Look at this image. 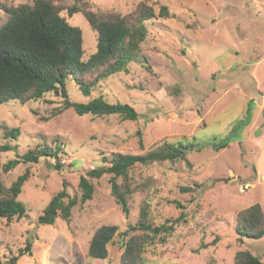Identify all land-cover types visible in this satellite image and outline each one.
Masks as SVG:
<instances>
[{"label": "clouds", "instance_id": "obj_1", "mask_svg": "<svg viewBox=\"0 0 264 264\" xmlns=\"http://www.w3.org/2000/svg\"><path fill=\"white\" fill-rule=\"evenodd\" d=\"M55 2L66 6L61 16L74 6L77 15L103 13L109 26L119 13L130 30L119 37L121 52L104 63L101 33L92 31L79 70L57 65L63 79L26 105L12 102L20 118L0 106L19 130L11 138L0 128V203L23 205L28 216H0V264H36L37 257L47 264L58 236L56 255L67 264H122L130 237L152 236L131 231L137 221L169 241L142 246L139 254L152 260L220 237L233 249L228 264H236L237 251L264 264V0H178L186 14L170 37L162 25L174 22L161 9L176 0ZM143 2L155 15L130 18ZM195 7H210L215 24L211 16L197 23L187 11ZM129 52L132 59L111 67ZM245 127L261 128L259 137L244 135ZM52 212L62 231L46 223ZM29 244L32 255L21 258L17 250ZM93 244L108 249L103 260L90 254Z\"/></svg>", "mask_w": 264, "mask_h": 264}, {"label": "trees", "instance_id": "obj_2", "mask_svg": "<svg viewBox=\"0 0 264 264\" xmlns=\"http://www.w3.org/2000/svg\"><path fill=\"white\" fill-rule=\"evenodd\" d=\"M80 8L71 6L68 8V15L71 18L74 14L81 12ZM60 8L55 6L51 0H32L31 4H21L16 7L7 9V19L0 26V105L10 101L18 100L24 104L30 100L38 99L42 93L53 86L55 79H63L60 72H55L53 69L57 65H62L64 68L61 71H77L82 66L78 64L79 57L83 55L82 33L81 30L69 24L66 19L61 17ZM161 14L164 18L169 16L168 7L161 9ZM83 17L86 19L90 28L98 30L101 33L102 39V55L99 57L100 62L104 63L116 57L117 52H121L118 47L119 37L127 29L123 22L118 21V13L113 14L109 19L117 21L109 26L104 23V14L99 16L90 12H83ZM155 15L154 10L148 7L147 4L141 3L128 16L133 20H144L146 17ZM126 59H132V54L121 53L118 59H115L112 68L121 66ZM144 62L148 63L147 56H144ZM70 64H75V68H69ZM19 77V78H18ZM127 107V106H125ZM81 111L84 109L81 108ZM8 137L15 138L19 135V130L4 129ZM6 150V149H3ZM7 170V168L5 169ZM26 179L21 177V182ZM15 187V186H14ZM15 190L18 192L19 188ZM187 191V189H181ZM91 190L85 199L92 198ZM123 211L126 213L128 203L121 198ZM177 208H182L183 205L173 201ZM19 213L20 218L25 216L23 205L15 203H0V216L8 215L9 213ZM146 213L142 210L141 216ZM56 220V213L52 212V216L46 221L47 224L53 225ZM11 222V216H9ZM167 223V221H166ZM137 229L147 233L152 232V236L143 235L140 237H130L124 244L125 257L122 264H145L144 256L139 254V250L144 244H152L157 240L165 241V238L156 237L161 232V229H150L145 226L142 221H137L136 227H131V231ZM165 231H174V229H166ZM115 232V228L111 229ZM111 235L108 236V239ZM217 237L212 240L211 245L217 241ZM243 237L240 238L242 243ZM106 240L104 244H106ZM104 244H93L92 252L94 257L104 259L108 255L107 248ZM208 244L201 243L199 248H206ZM31 244L26 248L20 249L19 255H31ZM17 260H12L9 264H15ZM236 264H249L245 259V254L237 251ZM250 264H257L256 261H251Z\"/></svg>", "mask_w": 264, "mask_h": 264}, {"label": "rangeland", "instance_id": "obj_3", "mask_svg": "<svg viewBox=\"0 0 264 264\" xmlns=\"http://www.w3.org/2000/svg\"><path fill=\"white\" fill-rule=\"evenodd\" d=\"M55 6L59 7L61 12L65 10V5L62 2H55V0H51ZM80 0H77V3H79ZM32 0H3L2 3H0V26L6 21L7 19V9L10 7H16L18 5L21 4H31ZM145 4H147V2H143ZM148 5V4H147ZM138 7V5L134 8H132L129 14H132L134 12V10ZM169 9V16L165 19H171L174 23L173 24H163L162 25V29H167L166 32H163V35L166 37H170V36H174L176 33L180 32V28L178 27V25L183 23V18L185 16V12L182 10V7L179 5L178 0H176V2L172 5L167 6ZM68 8L67 7V13H66V17H63L64 19H66V21L71 24L72 26H76L81 30L82 33V46H83V53L85 51V49L89 48L93 42V37L91 35L92 33V29L90 28V26L88 25L86 19L83 17V15H77L74 14L71 18L68 15ZM188 12L191 13L192 17L196 19L197 23H199L201 20H206L208 19L209 16H211V19H208V22L211 24H215V16L212 15L213 10L210 7H195V8H190L187 10ZM216 11H219V9H216ZM60 12V13H61ZM99 12V9H98ZM119 14V13H118ZM183 42V41H181ZM236 55H239V53L237 52ZM148 58V63H152V58L148 55H145ZM259 71H264V68L259 69ZM15 102L20 103L18 100H14ZM13 101H10L6 104L0 105L3 106L4 108L7 109V111L12 113V118L16 119V118H20V116L17 114V112L15 111V108L13 106ZM28 102L24 103V105H26ZM44 103H51V101H45ZM22 104V103H20ZM29 111H32L33 115H36V111L30 109ZM6 113L4 111H0V128L3 129H12L10 128L9 122L8 120L5 118ZM262 116H264V113H262ZM249 124L252 123V118H251V114H249V120H248ZM262 128H264V124L261 125ZM242 133L244 135H251L253 137H259L260 133H261V128H255L254 130H250L247 127H245L242 130ZM249 186L245 185L242 187V191L245 190L246 188H248ZM155 191H159V189H156ZM181 191V189H180ZM183 192V191H182ZM34 197H36L37 199L40 198L41 194L40 193H31ZM93 199V196L90 200ZM173 203V201L171 202ZM101 209L107 211V209L104 207V205L101 203L98 205ZM24 219H28L27 214H25V216L23 217ZM127 219V217H126ZM11 223V222H9ZM64 228V224L63 221L60 220H55L54 224L51 225V231H55V230H63ZM68 234L65 233V236H67ZM217 241L214 245H211L212 240H210L207 244L206 248L200 249L199 246H191V247H184L181 246V252L179 253H170V255L172 256L171 259L169 260H164V261H160V260H152L150 259L148 256H144V261L145 264H228V260L227 257H229L231 255V252L233 251L232 246L227 242L224 241L223 243L221 242L220 237H217ZM63 237H57L56 240L51 241V247L49 248V252L51 253L50 255H48L45 259L47 261V264H67V261H65L63 259V257L57 256L56 252L59 250V246L60 244L63 242ZM244 238L242 239V243H243ZM3 241H0V244H3ZM44 244H47V240L43 241ZM156 244H166L169 243L168 240L165 239V241H161V240H157L155 242ZM20 249H18L17 251H19ZM37 252L41 251L40 249L36 250ZM108 251V249H107ZM167 251V249H166ZM31 255L33 253V247L31 245V251H30ZM31 255L27 256L30 257ZM26 256V254L21 255V258H24ZM102 260V259H100ZM17 264V262L15 263ZM36 264H39V257H37L36 260Z\"/></svg>", "mask_w": 264, "mask_h": 264}]
</instances>
